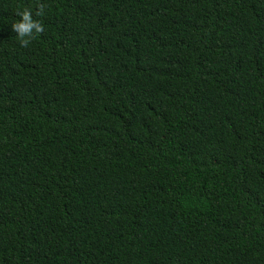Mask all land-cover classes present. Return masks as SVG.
<instances>
[{
  "label": "trees",
  "instance_id": "obj_1",
  "mask_svg": "<svg viewBox=\"0 0 264 264\" xmlns=\"http://www.w3.org/2000/svg\"><path fill=\"white\" fill-rule=\"evenodd\" d=\"M0 264H264V0H0Z\"/></svg>",
  "mask_w": 264,
  "mask_h": 264
},
{
  "label": "clouds",
  "instance_id": "obj_2",
  "mask_svg": "<svg viewBox=\"0 0 264 264\" xmlns=\"http://www.w3.org/2000/svg\"><path fill=\"white\" fill-rule=\"evenodd\" d=\"M35 11L36 16H43L45 5L38 3ZM15 15L19 19L11 24V30L16 34L19 39L21 47H28L30 42L35 39L36 34H42L44 27L39 20L33 19V10L31 8H23L17 10Z\"/></svg>",
  "mask_w": 264,
  "mask_h": 264
}]
</instances>
